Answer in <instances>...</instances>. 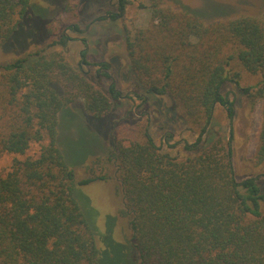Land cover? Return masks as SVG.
Returning <instances> with one entry per match:
<instances>
[{"label":"trees","instance_id":"obj_1","mask_svg":"<svg viewBox=\"0 0 264 264\" xmlns=\"http://www.w3.org/2000/svg\"><path fill=\"white\" fill-rule=\"evenodd\" d=\"M152 1L151 25L127 39L129 65L146 93L170 98L199 131L185 145L195 152H163L146 125L127 144L115 141L106 161L121 190L118 215L130 230L128 240L116 241L95 225L56 136L66 103L80 97L98 119L120 92L111 83L108 96L57 52L0 64V150L23 155L30 142L47 140L37 156L16 159L0 173V264H115L118 255L121 264H264V117L256 153L263 170L256 176L236 180L231 149L221 139L199 149L215 104L232 121L233 103L222 93L226 80L251 101L264 98V21L237 15L206 22L194 11ZM30 2L0 0V46L12 39ZM118 3L122 11L125 0ZM86 54L80 50L81 63ZM232 60L260 75L253 91L230 74ZM99 66L110 78L109 64ZM56 79L66 86L65 96L57 94ZM104 179L88 176L77 184Z\"/></svg>","mask_w":264,"mask_h":264},{"label":"rangeland","instance_id":"obj_2","mask_svg":"<svg viewBox=\"0 0 264 264\" xmlns=\"http://www.w3.org/2000/svg\"><path fill=\"white\" fill-rule=\"evenodd\" d=\"M158 1L171 11H194L206 22L237 15H255L264 21V0ZM152 3V0H125L121 11L117 0H31L12 39L0 46V64L26 55L33 60L38 53L49 57L57 52L63 61L83 73L91 84L108 96H111L108 91L111 83L120 92L118 98L110 97L112 108L109 113L98 119L89 115L82 98L66 103L58 114L56 136L57 146L74 172L79 197L87 200L95 213V225L103 233L109 231L112 239L119 242L128 240L130 230L127 219L118 215L122 205L121 190L114 167L106 161L114 153L115 141L127 144L131 138L138 137L139 129L146 125L163 152L183 157L195 152L185 149V145L194 143L199 136V131L185 119L176 103L167 96L154 98L146 93L130 68L127 39L151 25ZM108 14L118 16L112 19ZM74 25L78 30L73 28ZM55 41L57 44H53ZM60 41L64 43L60 44ZM82 49L87 51L86 63L80 62ZM101 62L109 64L110 78L103 75ZM228 69L230 74H238L241 87L251 86L252 90L260 79L258 73L247 71L236 60L231 61ZM53 86L57 94L65 96L67 88L63 82L56 79ZM222 93L233 103L232 121H229L225 107L215 104L199 149L221 139L231 149L236 180L256 176L263 170L256 164V153L264 117V98L254 97L251 101L229 79L224 82ZM46 143V139L41 143L30 142L23 155L0 150V173L11 170L16 159L37 156ZM102 174L106 179L77 184L84 177ZM120 262L118 255L114 263Z\"/></svg>","mask_w":264,"mask_h":264},{"label":"flooded vegetation","instance_id":"obj_3","mask_svg":"<svg viewBox=\"0 0 264 264\" xmlns=\"http://www.w3.org/2000/svg\"><path fill=\"white\" fill-rule=\"evenodd\" d=\"M117 1H118V0H117ZM118 5H119V3H118ZM111 15H112V14H111ZM111 15L108 14V16H110V17H111ZM117 16H118V14H117Z\"/></svg>","mask_w":264,"mask_h":264}]
</instances>
